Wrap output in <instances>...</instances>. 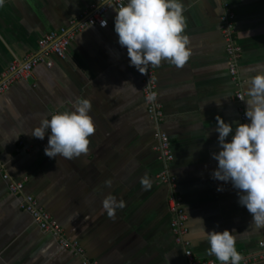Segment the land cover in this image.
Wrapping results in <instances>:
<instances>
[{
    "label": "crops",
    "instance_id": "0c3cea01",
    "mask_svg": "<svg viewBox=\"0 0 264 264\" xmlns=\"http://www.w3.org/2000/svg\"><path fill=\"white\" fill-rule=\"evenodd\" d=\"M100 1L0 0V74ZM223 3L235 14L240 90L264 149V0H131L122 13L107 11L105 29L78 33L65 59L52 56V68L39 65L0 94V164L26 180L25 192L87 259L184 264L168 189L155 179L163 165L141 94L144 43L193 256L264 264L262 201L218 28ZM0 264H81L18 209L1 173Z\"/></svg>",
    "mask_w": 264,
    "mask_h": 264
},
{
    "label": "built area",
    "instance_id": "2783aa9c",
    "mask_svg": "<svg viewBox=\"0 0 264 264\" xmlns=\"http://www.w3.org/2000/svg\"><path fill=\"white\" fill-rule=\"evenodd\" d=\"M130 1L101 0L97 4L88 6L76 19L71 20L67 26L61 27L56 31L48 32L42 36L37 42L35 52L27 54L22 60H12L0 74V94L6 93L15 82L32 79L33 70L37 66L43 65L47 69L52 68V56L65 59L68 47L78 33L89 27L105 29L107 27L105 20L107 11L113 9L117 13H122L129 6ZM218 28L224 41V52L228 62V74L237 88L234 93V99L238 108L239 123L244 137V144L248 149L246 159L249 167H251L256 175L254 178V182L256 183L255 197L262 201V240L258 243V248L264 250V184L260 183L258 179L264 168V149L258 129L252 117L247 112L244 95L240 90L241 82L238 76V63L241 57V47L237 44L235 37V14L227 3L222 4ZM138 49L143 63L142 99L145 105L146 115L155 130L156 152L159 161L163 165V170L156 175L155 179L159 184L166 186L168 189L167 209L170 217L169 227L173 242L176 246L181 247L184 264H216L212 260H197L193 256L190 248L187 215L183 208L182 199L177 192L176 179L169 171V167L173 161V155L169 138L161 129L164 116L162 107L158 101L155 70L146 45L140 43ZM0 173L6 184L8 193L16 198L18 209L30 217L39 231L53 238L59 250L70 252L73 256L79 258L81 264H97L96 261L87 259L81 245L76 240L68 238L57 221L39 206L38 201L32 195L25 192V179L20 181L13 180L4 171L1 164ZM229 257L233 259L232 254H229ZM256 261V258L243 257L239 259V263H233L231 261L229 264H254Z\"/></svg>",
    "mask_w": 264,
    "mask_h": 264
}]
</instances>
